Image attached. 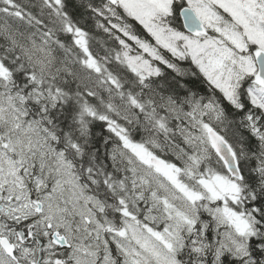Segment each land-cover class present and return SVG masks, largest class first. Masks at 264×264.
<instances>
[{
  "label": "snow or ice",
  "instance_id": "obj_1",
  "mask_svg": "<svg viewBox=\"0 0 264 264\" xmlns=\"http://www.w3.org/2000/svg\"><path fill=\"white\" fill-rule=\"evenodd\" d=\"M0 264H264V0H0Z\"/></svg>",
  "mask_w": 264,
  "mask_h": 264
}]
</instances>
